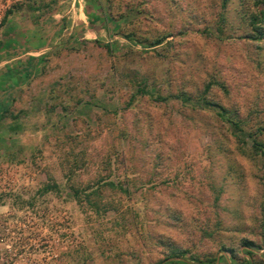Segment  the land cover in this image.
Wrapping results in <instances>:
<instances>
[{"label": "rangeland", "instance_id": "rangeland-1", "mask_svg": "<svg viewBox=\"0 0 264 264\" xmlns=\"http://www.w3.org/2000/svg\"><path fill=\"white\" fill-rule=\"evenodd\" d=\"M220 1L0 0V264H164L162 243L237 264L221 246L260 244L264 155L214 111L155 98L214 80L264 143V38L238 37V0L208 34Z\"/></svg>", "mask_w": 264, "mask_h": 264}, {"label": "trees", "instance_id": "trees-1", "mask_svg": "<svg viewBox=\"0 0 264 264\" xmlns=\"http://www.w3.org/2000/svg\"><path fill=\"white\" fill-rule=\"evenodd\" d=\"M238 14L239 19L244 23L246 27V31L244 33L240 34L238 37L245 38L248 40H255V41H261L264 38V0H238ZM229 6V0H221L219 3L218 10L215 13V19H214V32L208 34L214 35L216 38H221L224 34V27L227 22V13ZM10 13V10H6L4 15L2 16L0 23H4L6 20L7 15ZM168 35H160L156 38H154L152 41L148 43L149 46H157L161 47L162 41L167 37ZM168 44V42H165V44ZM105 47H107L105 45ZM154 51L157 52L156 49ZM215 82L214 80H207L203 85L202 93H200L196 99H192L191 96L184 92H177L175 94L167 95L166 97H161L157 95L155 98L157 100H166L169 98L177 99L182 103H193L196 102L197 107L199 109H210L214 111V115L218 120H220L223 123H226L231 132L232 135L235 137V139L240 142L244 143L246 138H249L252 144V148L257 151L260 154L264 155V143L257 138L258 128L255 130H250L244 126L245 121L242 118V116L239 114L237 108L234 107H226L222 104L218 103L217 101L212 100L208 97V94H206V91H208L209 86ZM219 84V83H218ZM221 89H224V86L222 84H219ZM138 92L144 93L145 91L137 88ZM106 184L111 187L115 188L117 187L120 191L127 193L126 189H122L121 186L114 184L112 181H107ZM45 188H50V185L46 184ZM74 197H78L79 190L77 188L71 187ZM90 195H93L94 197L99 196V190L93 189L88 195H84L85 197H89ZM94 206L97 205V203L94 201ZM260 244L255 245L252 241L247 239H242L240 243L246 247L245 253L247 257H242L241 259H238L232 248L225 247L224 245L221 246V249L224 250L229 254V256L237 261V264H264V256L262 255H254V253L248 249L251 246H264V223H261L260 225ZM163 242V241H162ZM165 246V253L163 260H167L164 264H191L184 262L182 258L187 252L188 249L173 246L171 244L162 243ZM191 260L197 262L198 264H214L215 257L212 255H204L203 257H197L194 255H190L189 257ZM161 261H157L155 264H160Z\"/></svg>", "mask_w": 264, "mask_h": 264}]
</instances>
